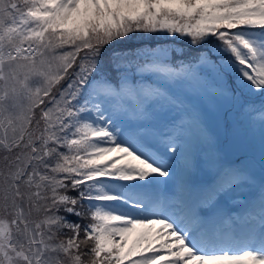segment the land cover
<instances>
[{
    "label": "snow or ice",
    "instance_id": "obj_1",
    "mask_svg": "<svg viewBox=\"0 0 264 264\" xmlns=\"http://www.w3.org/2000/svg\"><path fill=\"white\" fill-rule=\"evenodd\" d=\"M0 264H264V0H0Z\"/></svg>",
    "mask_w": 264,
    "mask_h": 264
},
{
    "label": "rangeland",
    "instance_id": "obj_2",
    "mask_svg": "<svg viewBox=\"0 0 264 264\" xmlns=\"http://www.w3.org/2000/svg\"><path fill=\"white\" fill-rule=\"evenodd\" d=\"M215 120L213 119L212 122ZM222 125V126H221ZM220 127L213 126L216 130V133L220 139V145H221V137L224 139H227L229 142V145H227L224 148V152L228 153L230 156H236L239 153L247 151V153H251L255 150V146L253 143H256V146L258 147V153L260 154V137L259 132L258 135L256 133H249L246 131H241L240 133H235L231 128L221 123ZM258 131V130H257ZM226 155V156H228ZM246 158H244L241 161H244ZM248 163H250L254 170L256 172H259V165L258 162L247 159Z\"/></svg>",
    "mask_w": 264,
    "mask_h": 264
},
{
    "label": "trees",
    "instance_id": "obj_3",
    "mask_svg": "<svg viewBox=\"0 0 264 264\" xmlns=\"http://www.w3.org/2000/svg\"><path fill=\"white\" fill-rule=\"evenodd\" d=\"M71 195H75V193H70ZM70 219H73V220H75L76 219V217H70Z\"/></svg>",
    "mask_w": 264,
    "mask_h": 264
}]
</instances>
